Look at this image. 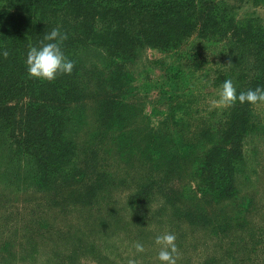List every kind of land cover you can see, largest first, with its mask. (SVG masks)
<instances>
[{
	"label": "rangeland",
	"instance_id": "obj_1",
	"mask_svg": "<svg viewBox=\"0 0 264 264\" xmlns=\"http://www.w3.org/2000/svg\"><path fill=\"white\" fill-rule=\"evenodd\" d=\"M206 4L238 27L249 21L264 26V0ZM72 39L73 69L81 79L84 74L80 83L94 100L67 109L73 118L64 131L73 164L60 183L57 173L49 190L25 185L16 195H4L12 186L0 175V264H127L130 258L161 264L154 241L166 232L176 236L177 264H264V103L252 108L255 128L242 139L240 161L229 172L233 191L226 197L195 193L201 180L195 171L190 176V163L183 160V172L161 174L165 163L156 167L147 154L125 146L134 136L145 142L176 101L177 88L154 59L177 66L182 98L203 114L215 110L214 117L224 110L213 104L222 83L233 79L235 87L245 85L252 59L236 61L231 37L192 30L176 48L137 46L130 57L114 61L100 59L95 47L79 52L81 41ZM105 93L132 106L120 122L122 132L116 125L97 128L95 105ZM212 177L216 183L226 180L225 172ZM144 185L147 196L137 201L133 196ZM185 186L193 198L181 191ZM136 242L143 244V253L135 252Z\"/></svg>",
	"mask_w": 264,
	"mask_h": 264
},
{
	"label": "trees",
	"instance_id": "obj_2",
	"mask_svg": "<svg viewBox=\"0 0 264 264\" xmlns=\"http://www.w3.org/2000/svg\"><path fill=\"white\" fill-rule=\"evenodd\" d=\"M206 1L0 0V175L12 186V190L4 189L2 194L16 195L26 186L49 190L57 173L59 183L62 181L67 175L65 171L73 164L70 161L72 143L65 138L64 131V126L73 118L67 109L74 103L94 100L92 92L88 93L80 83L85 80L84 74L81 79L74 69L70 75L58 74L52 82L28 75L25 63L28 50L33 46L39 48L44 36L54 28L67 34L61 48L69 60L74 58L72 53L77 49L73 46V37L81 41L77 46L79 52L95 47L101 52L100 59L111 61L130 57L137 46L176 48L191 30L217 35L220 39L231 37L236 61L243 57L252 59L253 71L245 85L236 87L237 94L264 88V26L249 21L242 24L244 27H238L232 18L211 9ZM4 51L8 52L6 58ZM189 61L193 62V58ZM152 62L167 70L177 88L176 101L169 105L167 117L150 131L152 135L145 142L134 136L126 140V148L131 153L147 154L156 167L165 163L167 171L159 167L161 174L177 173L183 168V160L184 164L190 163V176L194 178L193 171L197 176L200 174L195 193L231 195L233 181L229 179V172L240 161L242 139L255 128L253 105L237 102L217 117L213 116L215 110H205L203 114L196 105L187 103L191 100L182 98L185 93L178 89L177 66L156 59ZM76 64L79 65L77 58ZM119 99L109 93L99 96L95 105L97 128L116 125L119 132L123 131L120 122L132 106ZM81 116L80 111L79 119ZM158 132L163 136L155 137ZM204 171L207 174L203 175ZM222 172L226 180L216 183L212 176ZM145 188L147 185L138 189L133 198L144 200ZM181 191L193 198L189 186Z\"/></svg>",
	"mask_w": 264,
	"mask_h": 264
},
{
	"label": "clouds",
	"instance_id": "obj_3",
	"mask_svg": "<svg viewBox=\"0 0 264 264\" xmlns=\"http://www.w3.org/2000/svg\"><path fill=\"white\" fill-rule=\"evenodd\" d=\"M67 34L61 33L58 28H54L50 33L44 36L41 46L30 47L26 55V66L28 75L31 78L52 82L58 74L72 73L74 62L69 60L63 53L61 45L67 40ZM47 41V43H45ZM4 57L8 52H3ZM237 102L240 104L248 103L257 105L264 103V88L256 87L237 94V89L231 79L222 83L218 93V99L213 101L217 107L227 109L234 107ZM176 236L174 233L166 232L155 238V244L159 246L157 259L161 264H177L178 248L175 243ZM136 253H143L144 246L140 242L134 244ZM127 264H138L137 260L130 258Z\"/></svg>",
	"mask_w": 264,
	"mask_h": 264
}]
</instances>
